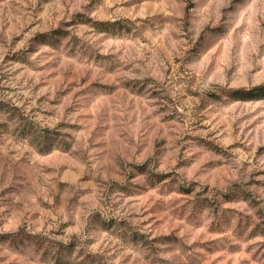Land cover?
Here are the masks:
<instances>
[{
  "label": "rangeland",
  "instance_id": "1",
  "mask_svg": "<svg viewBox=\"0 0 264 264\" xmlns=\"http://www.w3.org/2000/svg\"><path fill=\"white\" fill-rule=\"evenodd\" d=\"M259 87L264 0H0V264H264Z\"/></svg>",
  "mask_w": 264,
  "mask_h": 264
},
{
  "label": "trees",
  "instance_id": "2",
  "mask_svg": "<svg viewBox=\"0 0 264 264\" xmlns=\"http://www.w3.org/2000/svg\"><path fill=\"white\" fill-rule=\"evenodd\" d=\"M99 26V25H98ZM264 91V88H253L249 90H236L229 93V97L238 98L239 101H247V100H257L262 98L261 92Z\"/></svg>",
  "mask_w": 264,
  "mask_h": 264
}]
</instances>
